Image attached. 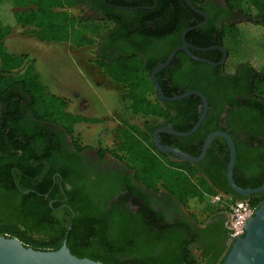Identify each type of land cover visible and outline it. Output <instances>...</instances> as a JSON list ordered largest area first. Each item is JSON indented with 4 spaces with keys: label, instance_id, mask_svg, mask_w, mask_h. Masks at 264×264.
<instances>
[{
    "label": "trees",
    "instance_id": "trees-1",
    "mask_svg": "<svg viewBox=\"0 0 264 264\" xmlns=\"http://www.w3.org/2000/svg\"><path fill=\"white\" fill-rule=\"evenodd\" d=\"M148 1L151 3L144 7L150 9L136 11L129 18L114 12L105 14L114 24L106 33L110 38L106 44L112 42L114 44L110 43V46L120 51L110 56H96L94 60L103 75L124 88L122 100L128 102L131 115L147 120L143 128L122 123L115 158L128 163L137 184L153 193L164 190L184 207L188 201H203L204 195L212 197L220 190L221 194L246 201L256 209L264 201V193L241 197L226 183L224 189L215 190L202 176L197 163L173 160V156L162 155L155 149L153 131L166 124L178 132L189 131L188 124H194L198 119L200 101L194 97L172 103L161 101L149 76L155 66L165 62L168 54L163 60L149 59L146 50L154 40H165L171 35L179 38L183 31L195 26L188 20L198 16L181 2L157 0L155 8L151 9L154 3ZM187 1L198 8L206 0ZM224 2L229 10L238 12L243 21L220 27L210 21L206 28L188 33L185 39L196 41L201 48L211 46L216 40L228 55L224 69L232 71L240 66L239 69L254 73L246 88L248 96L243 99L248 109L244 120L249 124L255 119L264 128V0ZM69 4L78 6V1L0 0V236L16 238L37 251H57L66 239L73 256L102 264H180L182 242L179 252L177 245L175 248L169 246L171 240L154 235L151 228H160L157 224L145 226L136 220L128 225L119 220L115 211L107 213L96 207L91 195H84L77 182L71 183L70 173L77 172L76 154L85 149L80 144V136L75 134V127L96 121L68 112L66 100L50 94L40 83L35 74V61L27 55L11 54L4 47V40L17 27L32 28L31 35L39 42L69 43L76 48L100 44L103 31L98 23L72 15L65 10ZM214 33L216 39L207 37ZM178 55L173 63L178 62ZM169 71L167 68L156 76L167 98L195 88L194 85L187 89L166 87L162 76ZM174 79L179 80V77ZM211 113H207V119ZM238 115L231 114L227 119L236 123ZM216 122L209 121L208 133L220 130ZM196 134L182 141L192 144ZM229 134L232 135L230 131ZM66 138L75 153L64 147ZM217 140L208 149L207 156H214ZM160 141L161 145L178 148L192 157L199 155L202 145L201 142L190 150L178 144L177 138L166 135H161ZM221 150L222 158L218 163L224 172L228 150L226 146ZM263 180L264 170L261 178L236 184L242 189H255ZM58 181L70 184L71 189L59 192ZM59 210L64 212L62 217L57 216ZM218 211L211 203L209 214L215 215ZM165 229L170 233L167 236L174 235L172 240L184 237L180 231L181 235H177L175 228L166 226ZM162 244H167L168 250L152 255L155 246ZM229 249L212 259L211 264H221ZM202 254L201 261L208 257L206 253Z\"/></svg>",
    "mask_w": 264,
    "mask_h": 264
},
{
    "label": "flooded vegetation",
    "instance_id": "flooded-vegetation-1",
    "mask_svg": "<svg viewBox=\"0 0 264 264\" xmlns=\"http://www.w3.org/2000/svg\"><path fill=\"white\" fill-rule=\"evenodd\" d=\"M77 1V8L82 11V16L80 17L86 21L93 20L95 23H98L103 31L99 38L100 44L97 45L96 42L89 47L94 52L95 57L99 55L110 56L118 54L120 51L117 50L115 46H110L112 42L106 44V42L110 41V38L106 37V33L110 32L114 27V24L105 16L106 13L107 15H111V13L114 12L120 16L129 18L136 11L150 9L144 6L151 3V1L148 0ZM152 1L154 6L151 9H154L157 0ZM177 2L183 3L186 9L198 16V18H192L191 20L187 18L190 25L195 24V26L192 27L194 30L203 27L206 28V25L210 21H214L216 27H220L223 24H234L243 21V17L238 12L227 8L224 0H206L198 8H195L188 2L194 10L201 12L205 16L192 11L185 2ZM182 34L179 38L171 35L167 36L165 40H154L146 50V57L149 59L157 58L163 60L165 55L168 54L167 60L174 50L184 47L195 58L211 63L206 64L194 60L185 51L181 50L175 55L176 57L180 53L177 57L178 62L173 63L174 57L169 66L165 68H170L169 73L162 76V80L166 84V87L169 88L176 86L187 89L194 85L195 88L187 91H197L201 93L207 101V111L203 121L191 135L187 137H177L161 133L158 135L159 141L161 135L174 137L177 138L178 144L190 150H193L194 146H198L202 142L200 153L197 156L199 157L205 139L213 132H223L230 136L235 147V162L232 173L234 183L243 184L254 177H256V179L261 178L264 170V128L255 119L249 124H246L244 120V113H247L248 109L245 108L243 99L246 95L248 96L246 88L254 73L249 69H239L240 66L234 67L232 71L224 69V63L227 61L228 55L223 45L219 44L216 40L211 46L201 48L196 45V41L191 42L185 39L186 44L189 46L186 47L182 42ZM207 37L216 39L217 35L214 33L212 36L207 35ZM209 48L214 49L201 51V49ZM165 69L157 75L161 74ZM176 77H179V80L174 79ZM190 97H194L200 101V105L197 107L199 119L203 109L202 102L196 96ZM208 112H212L210 115L211 119L210 117L207 119ZM231 114H235L236 116L240 114V117L238 115L239 118L236 123L230 122V119H227ZM212 119L214 121L217 120L216 123L220 130L213 132L209 131L208 133L206 129L210 127L209 121ZM145 121L147 120L143 121L141 128H143ZM197 121L194 124L192 122L188 124V126L191 127L189 131L192 130ZM204 126L205 128L200 130ZM162 128H170L178 132L170 124H166L153 131L152 140L154 133ZM229 131L232 135L229 134ZM194 134L196 135L193 138L192 144L190 143L191 145L186 141H182V139L191 137ZM216 139L218 140L215 142L216 144H214L216 148L214 156H207L208 149ZM70 143V140L66 138L64 147L67 151L75 153ZM225 146L228 150L229 159V149L226 141L221 137H215L211 140L203 158L197 162L202 176L206 178L208 184L214 187L215 190L220 188L224 189V183L229 187L226 177L228 161L224 172L218 163L222 158L219 154V152L222 151L221 147ZM76 156L77 172L74 174L70 173L69 179L71 183L75 184L77 182L78 186L82 188L81 192H83L84 195H91L94 198V205L96 207L101 208L102 211L107 213L115 211V214L120 217L119 220H123L128 225L133 224L136 220H138V222L141 221L145 226H148L150 223L157 224L160 228H151L154 230V235L157 237L165 236L167 240H171L168 242L169 246L172 245L175 248L177 245V250L179 248V252L182 242L184 245L182 247V253H179L181 260L180 264H185L188 261L191 264H211L212 259L217 258L221 252H225L232 246L234 241L229 239L225 226L226 216L224 212L218 211L214 213L215 215H210L208 212L210 211L211 202L205 200V197L209 196L204 195V200L201 202L198 213H192V211L187 209V205L186 207L180 205L175 199L170 197L166 191L158 190L156 193H153L151 190L137 184L130 170V166L127 163L118 161L108 150L100 147L92 150L83 149L76 154ZM173 160L177 159L173 157ZM251 165L252 169L250 168ZM55 176H57V174ZM57 187L61 193L71 189L70 184H62L61 181H58ZM219 194H221L220 190ZM221 195L227 196L225 194ZM59 208L65 209L64 206H60ZM63 213V210H59L57 216L62 217ZM166 226L175 228L176 230L174 232L177 235H181L180 232H182L184 237L180 240L179 238L178 240H176V238L172 240L174 235L170 237L167 236L170 233H167V229H165ZM155 248L152 255H159L162 254L163 251L168 250L167 244L157 245ZM183 248H185V250H183ZM175 251L173 250V254ZM203 252L206 253L208 257L201 261Z\"/></svg>",
    "mask_w": 264,
    "mask_h": 264
},
{
    "label": "rangeland",
    "instance_id": "rangeland-1",
    "mask_svg": "<svg viewBox=\"0 0 264 264\" xmlns=\"http://www.w3.org/2000/svg\"><path fill=\"white\" fill-rule=\"evenodd\" d=\"M77 7L69 4L65 10L74 16H82ZM31 29L15 28L5 39L6 50L33 59L40 83L50 94L65 99L69 112L96 121L75 127L82 147L91 150L100 147L110 151L113 157L118 155L122 123L141 127L144 121L127 109L128 102L122 100L124 88L113 84L94 65L95 55L89 47L39 42L31 35ZM201 202L188 201L187 209L198 213Z\"/></svg>",
    "mask_w": 264,
    "mask_h": 264
},
{
    "label": "water",
    "instance_id": "water-1",
    "mask_svg": "<svg viewBox=\"0 0 264 264\" xmlns=\"http://www.w3.org/2000/svg\"><path fill=\"white\" fill-rule=\"evenodd\" d=\"M173 1L185 2L186 5L192 11L204 15L201 12L194 10V8L188 3L187 0H173ZM192 30H194V28L187 29L182 34V42L183 45L186 47L189 46L185 42V35ZM212 49L214 48L201 49V51H209ZM181 50L185 51L194 60L206 64H211L207 61L195 58L184 47H182L174 50L164 63L155 66L150 72L149 80L152 83L156 95L160 100L164 102H176L188 98L190 96H196L201 100L203 109L201 111V115L197 123L189 132L186 133L175 132L170 128H162L156 131L153 135V140H152L155 149L157 150L158 153L162 155H171L179 161H185L188 163H197L203 158L211 140L215 137H221L226 141L229 149V159L226 169V177L231 190L235 194L241 197H249L251 195L264 193V180L260 185V187L255 189H242L234 183L232 178V173L235 162V147L230 136L223 132L216 131L211 133L205 139L202 152L200 156L197 158L192 157L186 153H183L178 149L168 146H163L160 144L158 135L161 133H166L177 137H187L191 135L199 127L207 111V101L201 93L197 91H187L181 95L167 98L163 94L161 87L157 83L156 75L159 72H161L163 69L168 67L169 64L172 62L173 58L175 57L176 53ZM69 229L70 227L68 228V230ZM232 241L234 242L221 264H264V201L255 209L253 216L247 222L244 235L235 236ZM0 264H102V263L92 261L86 258L84 259L76 258L70 253L69 249L67 248L66 239L63 241L60 249L57 251H37L23 245L16 238L0 236Z\"/></svg>",
    "mask_w": 264,
    "mask_h": 264
},
{
    "label": "built area",
    "instance_id": "built-area-1",
    "mask_svg": "<svg viewBox=\"0 0 264 264\" xmlns=\"http://www.w3.org/2000/svg\"><path fill=\"white\" fill-rule=\"evenodd\" d=\"M205 200L210 201L216 209L224 212L225 226L231 241L235 236L244 235L247 222L253 216L255 208L246 201L233 200L221 194L205 197Z\"/></svg>",
    "mask_w": 264,
    "mask_h": 264
},
{
    "label": "crops",
    "instance_id": "crops-1",
    "mask_svg": "<svg viewBox=\"0 0 264 264\" xmlns=\"http://www.w3.org/2000/svg\"><path fill=\"white\" fill-rule=\"evenodd\" d=\"M4 42H5V40H4ZM53 44H55V43H53ZM56 44H59V43H56ZM5 47V46H4ZM6 49V48H5ZM21 55H25V54H21ZM67 102V101H66ZM67 109H68V102H67ZM68 111V110H67ZM69 112V111H68ZM71 113V112H70ZM80 116V115H79Z\"/></svg>",
    "mask_w": 264,
    "mask_h": 264
}]
</instances>
